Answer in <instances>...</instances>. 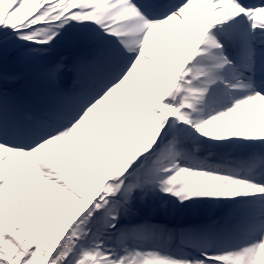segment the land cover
<instances>
[{"label":"snow or ice","instance_id":"obj_1","mask_svg":"<svg viewBox=\"0 0 264 264\" xmlns=\"http://www.w3.org/2000/svg\"><path fill=\"white\" fill-rule=\"evenodd\" d=\"M0 264H264V0H0Z\"/></svg>","mask_w":264,"mask_h":264}]
</instances>
